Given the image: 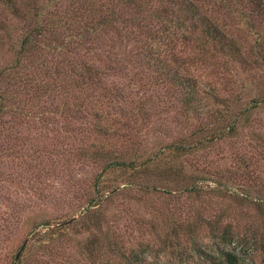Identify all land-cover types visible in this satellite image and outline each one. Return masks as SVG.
Masks as SVG:
<instances>
[{"label": "trees", "instance_id": "16d2710c", "mask_svg": "<svg viewBox=\"0 0 264 264\" xmlns=\"http://www.w3.org/2000/svg\"><path fill=\"white\" fill-rule=\"evenodd\" d=\"M118 1L0 0V117L7 112L25 117L36 113L40 108L44 109L43 102L56 92L70 94L68 98L72 102H63L67 107L65 110H69L71 104H76L80 108L79 117H85L86 104L92 102L88 93L82 90L85 83L88 88L97 90L98 99L105 100L106 104L111 99V89L103 82L102 65L88 61L81 56V50L88 49V44L99 38L107 40L103 47L108 46L113 34L118 36L119 33L114 22L116 18L118 24L130 23L133 27L146 22L150 30L132 32L136 40H144L138 48L128 49L130 55L124 61L125 67L140 66L135 77L139 71L147 72L152 86L164 88L172 97V102L184 113V119L179 121L180 127L185 126L187 130L190 124L192 127L157 149L123 151L109 143L88 147L86 143L81 144L77 149L78 156L93 161L98 169L90 184L95 193L84 202V210L79 216L83 230L91 234L86 247L115 253L110 259L114 264H164L149 259L150 248L146 244L122 245L118 241L112 242L110 235H104L101 232L106 218L103 210L120 193L133 188L141 194L155 191L194 197L203 194L204 188L198 183L202 173L198 172L204 169L196 170L187 162V158L231 136L236 132L238 123H249L253 109L264 105V90L258 95H250L246 101L241 94L232 101L220 95L212 83L203 84L195 73L196 66H199V62L211 66L220 63L223 71H226L235 61L245 62L251 51L264 60V29L249 20L256 10L264 16V0H247L244 7L237 10L244 17L247 29L254 33L251 51L245 50L248 54L229 36L222 25L224 23L213 13V8L209 9L208 3L201 0H160L159 4L154 0H123L133 7L128 15L118 14ZM216 4L214 2L213 6ZM224 4L230 8L231 0H220L219 6ZM110 31L113 34L109 37ZM104 34L107 37L102 36ZM210 38L219 41V49H209ZM179 43L190 45L192 49H182ZM68 49L74 55L66 60L64 56ZM48 61L51 64L48 65ZM33 62L42 63L41 68H36L37 72H34H40L42 77L38 80H34L27 71L29 63ZM142 101L143 98L138 101V106L135 105V111L145 113L141 120H149L151 106L149 109ZM72 109L75 110L73 106ZM93 114L95 122L92 130L107 133L108 128L101 123L105 117ZM75 115L72 112L69 116ZM71 126L68 122L61 125L67 131ZM113 130L119 136L126 133L124 130V134L120 135L118 127H113ZM137 132L135 130L136 135ZM126 136L130 141L128 134ZM138 146L142 145L138 142ZM205 171L220 179L229 178L219 170ZM230 180L234 184H242L237 176ZM225 184L219 180L212 190L219 195H232V188ZM258 198L260 200L255 199L253 204L264 211V201ZM196 214L197 222L181 223L174 217L169 218V229L164 230V236L159 238L161 253L175 255L192 250L203 260L202 264H251L232 248L238 246L246 253L254 243L264 246V237L258 240V227H252L253 232L248 233L249 236L240 234L229 220L224 219L226 212L221 209L211 215L199 210ZM223 219L224 223H220ZM60 221L44 219L28 224V229H22L21 239L5 247L0 262L26 264L34 246L43 247L65 232L62 231L65 225ZM199 221H203L204 225H197ZM44 227L46 229L42 231ZM199 234L206 236L207 240L199 241Z\"/></svg>", "mask_w": 264, "mask_h": 264}, {"label": "rangeland", "instance_id": "374dc122", "mask_svg": "<svg viewBox=\"0 0 264 264\" xmlns=\"http://www.w3.org/2000/svg\"><path fill=\"white\" fill-rule=\"evenodd\" d=\"M201 1L208 3L209 9L213 8V13L224 23L222 25L240 49L250 52L254 33L247 29L244 17L237 11L244 7L247 0H231L230 8L225 4L220 7V0ZM154 2L159 4L160 0ZM214 2L217 4L213 6ZM116 7L118 14L122 15L133 11V7L123 0H119ZM249 17L264 29V16L259 11L256 10ZM114 22L119 33L117 36L108 32L109 37L113 34L108 46L103 47L107 40L99 38L88 44L87 51L81 50V56L102 65L103 82L111 89V99L106 104L105 100L98 99V91L88 88L85 83L82 90L92 100L86 104L85 117H79L80 108L76 104H71L74 111L72 106L65 110L67 107L63 102H72V99L68 98L70 94L65 95L64 92L52 93L43 102L44 109L40 108L26 117L13 112L0 117V256L7 245L16 244L21 239L22 229H28V224L56 219L65 225V230H62L65 232L58 233V239L43 247L34 246L26 264H114L110 259L115 253L110 250L105 253L85 245L91 234L83 230L79 214L84 210V202L95 193L90 184L98 165L88 158H80L78 147L85 143L87 147L109 143L123 151L157 149L192 127V124L188 130L185 126L180 127L179 121L184 119V113L172 102V97L164 88L152 86L147 72L139 71L135 77L140 66L125 67L124 61L130 55L128 49L138 48L144 40H136L132 32L138 33L141 29L145 32L150 27L143 21L135 27L130 23L118 24L117 18ZM102 36L107 37L105 34ZM212 39L208 44L209 49H219V41ZM179 46L187 51L192 49L190 45L179 43ZM250 53H247L245 62L235 61L226 71H223L220 63L211 66L199 62L195 73L203 84L212 83L220 95L235 101L241 94L246 101L250 95H258L264 90V60L255 51ZM72 55L74 52L68 49L64 57L68 60ZM220 55L223 56L222 53ZM41 64L33 62L28 65L27 71L34 80L42 77L40 72L34 73L37 72L36 68H41ZM141 98L146 107L151 106L149 120H141L145 113L135 111ZM131 106L134 107L129 109ZM72 112L76 115L70 117ZM93 113L105 117L101 123L108 128L107 133L92 130L95 122ZM117 118L120 120L117 121ZM64 122L73 125L70 130L61 127ZM113 127H118L120 135L124 134V130L126 133L119 136ZM135 130L138 131L137 135ZM138 142L142 146L136 147ZM187 162L196 170L204 169L198 172L202 173L198 183L204 188L203 194L199 197L158 191L141 194L133 188L120 193L103 210L106 218L101 232L110 235L111 241H118V244L148 245L149 259L155 263L202 264L203 260L192 250L164 255L160 252L162 243L159 238L164 236V230L169 229L171 217L181 223L197 222L198 210L211 215L221 209L226 212L224 219L229 220L240 234L249 236L248 233L253 232L252 227H258V240L261 241L264 237V211H260L253 202L259 199L258 196L264 201V105L253 109L249 123H238L235 133L219 140L214 146L190 155ZM207 169L219 170L229 178L225 180L226 177L220 179L211 176L206 173ZM235 176L241 185L232 183L230 179ZM219 180L232 188V195H219L212 190ZM224 219L220 223H224ZM197 225H204V222L199 221ZM197 239L206 241L207 237L199 234ZM108 244L112 245L110 242ZM254 244L246 253L238 246L232 249L251 264H264V246Z\"/></svg>", "mask_w": 264, "mask_h": 264}]
</instances>
